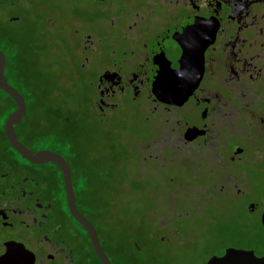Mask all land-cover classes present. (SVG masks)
I'll use <instances>...</instances> for the list:
<instances>
[{
  "label": "flooded vegetation",
  "instance_id": "flooded-vegetation-1",
  "mask_svg": "<svg viewBox=\"0 0 264 264\" xmlns=\"http://www.w3.org/2000/svg\"><path fill=\"white\" fill-rule=\"evenodd\" d=\"M54 15L39 36L42 46L63 47L66 70L57 76L68 74L64 83L17 86L0 48L5 78L25 102L13 130L30 151L64 158L75 206L109 262L182 264L186 246L195 249L197 236L207 233L225 245L202 264L228 248L263 256L264 0H70L66 8L56 4ZM11 18L15 24L21 16ZM45 73L25 71L28 78ZM68 80L83 85L88 101L76 105L90 111L74 122L63 118L71 105L62 100ZM15 109L0 89V258L15 249L20 264H102L69 210L58 165L27 160L9 143L4 124ZM65 123L87 137L86 155L63 147ZM116 189L125 192L118 201L124 209L113 217L127 220L113 236L110 198L94 197ZM94 202L97 217L89 210Z\"/></svg>",
  "mask_w": 264,
  "mask_h": 264
},
{
  "label": "rangeland",
  "instance_id": "rangeland-1",
  "mask_svg": "<svg viewBox=\"0 0 264 264\" xmlns=\"http://www.w3.org/2000/svg\"><path fill=\"white\" fill-rule=\"evenodd\" d=\"M69 1L70 0H6L4 4H0V28L5 29L6 33L9 31L10 27H12L13 29L17 28L14 30L15 32H17L16 37L22 41V45H24L25 47L23 48L25 49L24 59L28 63V65H26V70L34 72H49L40 75H32L33 81L35 82L36 86L47 85L49 87H56L58 86L56 82L58 84L64 83L67 79H69L68 74L66 73H63L62 78L57 76V72L66 70L63 66L64 62H61V58L64 54L63 47L58 46L53 48L54 45H50L49 42L45 43L44 46H42L44 42H42V39L39 36L41 23L44 22L47 16H55L54 13L56 10V4H59L62 7L66 8ZM9 3H12L13 5H9ZM12 15L21 16L20 21L15 22V24H11L13 23L10 22V18ZM24 32L26 33L25 36ZM51 38H54V34ZM49 49H54V53ZM56 63H58V67H56ZM61 64L62 67H60ZM69 81L71 80H68V83L62 87V100H65L71 104L70 106L68 105V108L63 110V118L66 117L72 121L74 116H77V114L84 113L87 115L88 113L90 114V111H87V108L85 109V107L79 108L76 105L78 103L80 104L88 101L87 98H83V85L80 82L72 81V83H69ZM78 118H80L79 121L83 120V118L81 117ZM85 124H89V129L96 132L95 128L97 127V125L94 121H92V123L87 121V123ZM77 125L81 127V122H78ZM73 126L76 125H72L71 127H69V129L62 130V137L63 135L69 137L70 140L74 142L75 152L78 151L80 154L83 153V155H86L85 152L87 150V146L89 145L87 143V137L84 136L83 132L82 134H80V132ZM116 127H121V121H118L116 123ZM118 138L119 137H116L115 140L117 141ZM112 155L115 156L117 154ZM116 159L117 158H111L112 162L110 164L112 187H117L119 181V173L114 172L113 168V166H115ZM123 191H119L117 189L111 190V193L108 197L106 195V191H97L98 193L95 194L94 197L96 200L99 199L102 202L106 198H110L112 207L110 208L111 212L109 213V218L111 221L110 229L114 232L113 236L118 235V232L122 229L124 222L126 223L127 220L126 219L124 222H119L115 221L113 217L115 214H121V210L124 209L123 207L118 206L119 199L125 194V192ZM160 193H162L161 189L159 190V195ZM191 215L193 219L196 218V216L192 213ZM199 235L200 236H197V240L193 242L196 248L190 249L188 248V246H186L187 248H185L184 251L187 252V254H183L182 256H180V262L182 264H202L210 256L209 251L217 250L219 247H222V245H225L221 243V240H219V238L213 237L211 233H207L205 234V236H203L202 234ZM224 239L226 243H231V240L236 242V239L234 238L224 237ZM209 246L211 247V249L209 248ZM159 247V250L161 251V257L165 254L164 245L160 244ZM143 258L141 261H143Z\"/></svg>",
  "mask_w": 264,
  "mask_h": 264
},
{
  "label": "water",
  "instance_id": "water-1",
  "mask_svg": "<svg viewBox=\"0 0 264 264\" xmlns=\"http://www.w3.org/2000/svg\"><path fill=\"white\" fill-rule=\"evenodd\" d=\"M12 19L13 18H10V21ZM4 66H5V55L0 50V89H2L4 92L10 95L16 103V109L7 116L4 124L5 135L9 143L16 151H18L27 160H30L35 163H43V162L51 161L56 165H58L64 177L67 202L71 214L88 233L94 251L98 256V258L100 259L101 263L111 264L100 246L93 225L77 210L75 206L74 194L72 191V187L70 184V177H69L70 170L64 158L60 154L50 150H39L36 152H32L26 147H24L17 139L13 130V125L18 124L21 121L25 112V102L22 95L7 82L4 75ZM14 250L15 249H9L6 252V254H4L0 258V263H6V264L22 263V261L19 258V253ZM205 264H264V255L258 257L253 253V251L228 248L226 249L225 253L221 256H211Z\"/></svg>",
  "mask_w": 264,
  "mask_h": 264
},
{
  "label": "trees",
  "instance_id": "trees-1",
  "mask_svg": "<svg viewBox=\"0 0 264 264\" xmlns=\"http://www.w3.org/2000/svg\"><path fill=\"white\" fill-rule=\"evenodd\" d=\"M0 2L4 3L6 2V0H0ZM0 48H3L7 52V56H9V58L12 60L13 70H14L13 81L15 82V84L20 87H36V84L33 81L32 76L28 78L25 75L27 62L24 59L25 49L23 48L25 47L24 45H22V41L16 37L15 40L11 42L8 32L6 33L5 29L0 28ZM69 127H71V124L69 126L68 123H65L63 126V130L69 129ZM62 145L65 148V150L67 149L68 154H72V152L75 151L74 142L71 141L70 138L65 135H63L62 137ZM85 194H86L85 198L87 199L88 191H85ZM97 208H98L97 204L95 205L94 203L93 206L89 207L90 213L95 217L98 216ZM134 209L135 208H133V210ZM127 214H128L127 228L133 229L135 222H133L134 219L133 217H131V209L127 210ZM107 230L111 231V233L114 234V232L110 229V226L108 227Z\"/></svg>",
  "mask_w": 264,
  "mask_h": 264
}]
</instances>
